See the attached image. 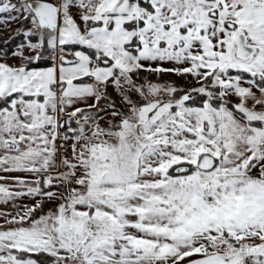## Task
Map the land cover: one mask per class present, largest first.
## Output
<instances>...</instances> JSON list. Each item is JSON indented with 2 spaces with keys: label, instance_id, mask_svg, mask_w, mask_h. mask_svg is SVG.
I'll list each match as a JSON object with an SVG mask.
<instances>
[{
  "label": "snow or ice",
  "instance_id": "snow-or-ice-1",
  "mask_svg": "<svg viewBox=\"0 0 264 264\" xmlns=\"http://www.w3.org/2000/svg\"><path fill=\"white\" fill-rule=\"evenodd\" d=\"M0 264H264V0H0Z\"/></svg>",
  "mask_w": 264,
  "mask_h": 264
}]
</instances>
